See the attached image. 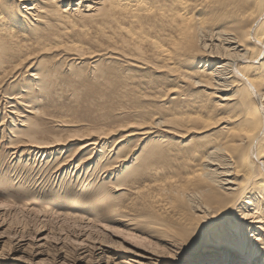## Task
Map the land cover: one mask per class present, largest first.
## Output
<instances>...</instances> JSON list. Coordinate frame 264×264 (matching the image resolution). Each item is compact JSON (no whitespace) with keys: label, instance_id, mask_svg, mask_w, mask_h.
Masks as SVG:
<instances>
[{"label":"bare ground","instance_id":"obj_1","mask_svg":"<svg viewBox=\"0 0 264 264\" xmlns=\"http://www.w3.org/2000/svg\"><path fill=\"white\" fill-rule=\"evenodd\" d=\"M19 77L32 82L25 94L0 96L23 128V145L44 161L60 145L43 136L39 115L48 109L35 110L50 89L74 99L102 94L101 106L138 115L117 127L122 138L108 157L110 129L91 133L77 165L73 154L57 162L58 174L82 177L92 164L91 176L98 172L83 185L88 194L68 185L60 196L92 201L98 212L105 206L108 218L128 208L117 204L120 195L142 196L149 205L141 216L115 220L154 227L169 243L201 215L235 208L225 229L190 247L206 250L189 264H264V249L247 238L264 234V0H0V84ZM242 212L253 221L240 220Z\"/></svg>","mask_w":264,"mask_h":264},{"label":"rangeland","instance_id":"obj_2","mask_svg":"<svg viewBox=\"0 0 264 264\" xmlns=\"http://www.w3.org/2000/svg\"><path fill=\"white\" fill-rule=\"evenodd\" d=\"M217 62L210 63V70L215 68ZM65 76L67 79L70 75L67 72ZM6 79H9V82H5ZM6 79L0 84V90H5L3 95H9L12 92L25 94L23 92L25 90L24 85H28L29 77H19L16 80L11 79V81L10 78ZM88 80V78H84L82 85L85 86ZM15 82L16 87H13ZM156 85H158L157 89L159 90L168 87L160 82ZM111 87L102 89L103 92L101 93L108 96H105L104 100L111 98L116 91L114 86ZM107 88L111 90L108 89L106 93ZM51 90L42 93L45 97L41 98L42 100L39 102L37 100L40 107L35 109L40 110L43 107L48 109L47 113L49 114L42 113L39 115L41 119H44L42 125L46 129L43 136L60 140V145L55 148L58 150H55L53 154L56 156L50 157L51 155H48L45 157V161L44 158H37L36 152L32 151V153L23 145L24 142L22 141L25 138L19 136L21 135L20 128L21 130L23 128L14 119L16 117L9 113L10 108L6 103L8 100L0 96L2 100L0 103V120L4 121L3 125H0V203L9 205L7 208H0V251L7 249L14 254L19 253L26 264H158L160 256L157 253L160 250L156 248V245L160 244L162 248L166 247L169 243L168 237L162 235L154 227L149 230L140 226L135 228L126 225L125 222L120 223V221L115 220L117 217H123L124 214L129 218L141 216L145 212L144 208H148L149 205L146 200L142 199V196H135L134 193L120 195L117 204L124 201L128 208L121 207V215L117 211L114 214L111 212L113 216L108 218L109 210L105 206L100 208L101 211L98 212L93 207L92 201L60 196L68 185L75 186L78 192H83L82 195H86L85 192L88 194L89 188H85L83 185L85 182L88 183L97 179V171V175L91 176L93 172L91 169L94 168V164L90 165L92 166L90 169H84L81 174L83 178L74 172L71 174L53 172L57 162L64 160L67 156L75 155L76 165L86 156L85 153L81 155L78 148L85 143L88 137L93 136L91 133L95 136L108 131V129L114 133L109 139L110 143L105 148L107 157L111 155L112 141L113 143L118 142L122 138L120 134H115L116 129L121 123L125 124L123 119H127L132 113L129 112L130 114L126 115V112H115L114 109L101 106L102 94L95 97V99L97 98L96 101L95 99L90 100L81 92L80 98L74 99L71 97L70 91H65L58 97L54 93L56 87ZM109 92L111 93L110 96ZM217 96L213 95V97ZM242 96L247 95L244 93ZM207 102H210L208 98ZM246 104L251 105L248 102ZM18 110L24 115L34 116V114L25 111L21 105L18 106ZM250 110L255 111L252 107ZM132 115L134 118H138V115ZM61 120L63 121L62 125H60ZM162 129L168 128L162 127ZM164 134L167 133L164 132ZM53 158L57 159L54 160ZM87 175L88 177H86ZM1 180H5V182ZM112 190L114 191L115 188ZM49 193L52 194L48 195ZM124 209L126 210L124 211ZM105 224L110 227H120L125 232H131L135 235L147 234L148 239L152 242L145 244L143 248H139L138 245H132L115 233L107 231L103 227ZM250 233L254 232L250 230L248 234ZM119 244H124L125 248H119ZM127 248H133L134 251H127ZM24 249H27L26 253ZM205 250L192 251L190 248L187 249L179 258V264H189L193 256L197 258L199 254H204ZM262 257L264 258V253ZM7 264H16V262L10 260ZM162 264H175V262L164 260Z\"/></svg>","mask_w":264,"mask_h":264},{"label":"snow or ice","instance_id":"obj_3","mask_svg":"<svg viewBox=\"0 0 264 264\" xmlns=\"http://www.w3.org/2000/svg\"><path fill=\"white\" fill-rule=\"evenodd\" d=\"M53 2L55 3V0H53ZM32 71H35V68H33ZM3 123L4 121L0 120V125H2ZM156 127L159 128L161 127V125L157 124ZM134 151L138 152V149ZM117 167L119 168V165ZM120 190L121 189L116 188L114 191L116 193H119ZM7 207H9V205L0 203V208ZM229 212H236L235 208L224 209V211L218 215H213L212 212L209 211L207 216L201 215L199 222L193 223V226L188 229L185 233L179 235L174 234L173 238L175 240V243H168L167 246L163 248L160 244H157L156 248L160 250L157 253L160 256L158 264H162V261L164 260L179 264V258L187 249H189L193 244L197 242V240L201 238L202 233H205L208 236H212L227 227L226 224L223 223V220L224 217L229 214ZM237 214L239 216V219L242 221H253V216L248 212H242ZM261 223H264V221H261ZM103 227H105L107 231L115 233L117 236L122 237L124 240L128 241L132 245H138L140 248H143L145 244L152 242L150 239H148L147 234L135 235L131 232H125V230L120 227H110L108 224L103 225ZM247 238L249 239V241L255 243L258 249H264V234H247ZM118 247L124 249L125 245L119 244ZM126 250L130 252L134 251L133 248H127ZM24 251L26 253L27 249H24ZM10 260L15 261L16 264H26V261H24L23 257L20 256L19 253L14 254L8 251L7 249L0 251V264H7V262Z\"/></svg>","mask_w":264,"mask_h":264}]
</instances>
